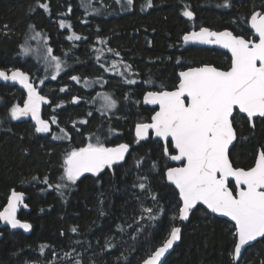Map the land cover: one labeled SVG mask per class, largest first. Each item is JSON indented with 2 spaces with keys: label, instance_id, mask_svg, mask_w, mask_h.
I'll use <instances>...</instances> for the list:
<instances>
[{
  "label": "trees",
  "instance_id": "obj_1",
  "mask_svg": "<svg viewBox=\"0 0 264 264\" xmlns=\"http://www.w3.org/2000/svg\"><path fill=\"white\" fill-rule=\"evenodd\" d=\"M41 2L49 4L50 14L37 7V0H0V68L28 72L34 86L43 80L38 90L51 103L42 105V118L50 120L53 114L58 118L50 133H35L28 120L12 121L10 108L23 106L27 94L13 84L0 85V209L12 190L22 191L28 196V210L20 211L18 219L32 225L29 232L1 230L0 264H141L161 246L171 226H177L172 217L179 202L174 188L164 181L171 165L162 155V144L151 137L135 142L134 126L149 122L153 114L143 107L142 95L161 85L173 90L178 72L188 66L208 64L227 70L228 54L183 48L182 36L207 27L251 37L247 21L254 10L264 11V0H229L230 7H223L225 0H151V7L148 0H133L131 5L127 0ZM186 7L194 13L193 20L182 15ZM60 20L70 23L71 29L60 28ZM35 32L62 61L56 80L42 65L20 58V48L33 42ZM73 33L82 39L68 40ZM101 39L105 53L96 59ZM112 58L131 65L136 84L110 73ZM72 75L81 77L80 82L72 81ZM65 86L68 91L61 93ZM105 94L117 101V108L102 115L98 98ZM73 96L81 98L79 104L71 103ZM61 103L62 108H55ZM81 119L89 123L81 125ZM247 127L241 125L239 130L235 123L238 137L229 153L233 166L244 169L253 166L257 151L264 148V120L253 130ZM61 128L71 140L52 138L62 136ZM96 136L108 147L128 143L129 156L97 178L81 177L61 189V196L55 185L68 183L60 180L64 154L95 143ZM45 177L52 187L43 183ZM140 183L145 189L139 188ZM233 227L197 207L182 225L179 245L163 264H233ZM243 253L236 264H264V238Z\"/></svg>",
  "mask_w": 264,
  "mask_h": 264
},
{
  "label": "snow or ice",
  "instance_id": "obj_2",
  "mask_svg": "<svg viewBox=\"0 0 264 264\" xmlns=\"http://www.w3.org/2000/svg\"><path fill=\"white\" fill-rule=\"evenodd\" d=\"M119 2L120 0H117V3ZM127 3L131 5L133 0H127ZM151 6V0H148L147 7ZM230 6L229 0H225L223 7ZM37 7L50 14L48 3L37 0ZM68 12H71V6ZM182 15L189 20L194 19V13L187 7ZM247 23L250 25L252 35L258 39L234 35L227 30L212 31L207 27H200L199 31L183 35L185 43L191 41L204 45H219L227 49L231 53L230 67L222 70L208 64L188 66L186 70L178 73V83L174 85L173 90H167L161 85L159 90L145 91L143 103L158 106V110L153 109L150 122H139L135 125L136 143L149 138L151 133L158 141L163 142L161 145L163 157L180 164L177 167L168 166L164 172L166 180L174 185L179 195L177 212L172 217L174 221L187 220L190 212L198 204H202L211 213L228 217L234 222L235 243L231 254L233 264L238 261L245 245L256 241L257 238H264V148L258 150L253 166L248 169L234 167L229 158L230 146L237 140L236 118L239 116L246 119L252 127L255 126L254 118H264V11L254 10ZM5 27L7 28V25ZM59 27L71 29L72 26L66 20H60ZM29 28L34 26L29 25ZM38 36L40 33L35 32L32 39ZM67 39L81 40L82 37L73 33ZM99 42L105 43L102 39ZM30 51L32 49L27 46L21 49L23 55ZM46 60L54 69L51 79L56 80L62 70V64L60 58L53 54L51 47L46 48ZM177 63L181 62L178 60ZM111 67L115 69L117 64L113 63ZM130 68L131 65H125L124 71L127 72ZM70 79L79 83L81 77L72 75ZM100 79L98 77L96 82ZM0 81L18 83L27 93L23 106L14 104L10 108L12 121L30 117L34 122L35 133H50V126L58 124L55 114L50 120L41 118V105L51 102L41 94L38 86L30 82L28 72L19 68L0 70ZM123 82L129 85L137 83L133 79H126ZM43 83L44 81L40 80V84ZM59 91L65 93L68 89L65 86ZM125 99L127 100L128 96H125ZM80 100V97L73 96L71 103L79 104ZM104 100L106 109L117 108L115 99L105 96ZM62 107V103L55 106ZM87 116H92V112H88ZM78 123L86 125L89 121L81 119ZM75 127L76 122L73 123V128ZM60 132L62 136L53 135L52 138L71 140L65 129L61 128ZM95 140V143L88 142L64 154L60 180L68 183L55 185L61 196H63L61 189L75 185L85 173L98 176L103 170L111 169L124 161L130 149L128 143L108 147L99 136H96ZM230 178L234 181V187H230ZM35 179L36 177H33V180ZM43 183L52 187L47 177ZM138 186L141 189L146 187L143 183ZM152 199L155 200L156 196L153 195ZM20 206L28 207L24 193L12 190L7 197V205L0 211V222H4L12 229H23L28 232L32 225L17 218ZM143 211L151 213L152 209L145 208ZM151 219L155 220L156 217L152 216ZM71 231L75 233L77 228H72ZM180 233L181 228L173 224L162 245L143 259L142 264H161V258L172 248L174 242L180 239ZM41 251L43 252V248ZM76 264L80 262L77 261Z\"/></svg>",
  "mask_w": 264,
  "mask_h": 264
},
{
  "label": "water",
  "instance_id": "obj_3",
  "mask_svg": "<svg viewBox=\"0 0 264 264\" xmlns=\"http://www.w3.org/2000/svg\"><path fill=\"white\" fill-rule=\"evenodd\" d=\"M258 11H260V10H258ZM250 16H251V14H250ZM249 18H250V17H249ZM248 27H249L250 31L252 32V30H251L249 24H248ZM210 30H212V29H210ZM192 31H199V29L191 30L190 32H192ZM222 31H225V30H222ZM227 31H229V30H227ZM187 33H189V32H186L185 34H187ZM185 34H184V35H185ZM182 37H183V36H182ZM251 38H253V39H258L257 37H254L253 35L251 36ZM181 43H182V47H183V48L196 47V48H205V49H215V50H218V51L224 52V53L228 54V56H229V58H230V63H231V53L228 52L227 49H223V48H221L219 45H204V44H200V43H197V42H191V41L188 42V43H185V42L183 41V39H181ZM229 66H230V65H229ZM0 70H2V69L0 68ZM185 70H186V69H185ZM225 70H226V69H225ZM178 73H179V72H178ZM9 74H10V73H9ZM177 77H178V75H177ZM177 80H178V79H177ZM10 83H12V84L15 85L16 87H19V88H21L22 90H24V89L22 88V86H20L18 83L11 82V81H9V82L0 81V85H7V84H10ZM24 91L26 92V90H24ZM142 105H143V107H148V108H150V109H152V110H153V109L158 110V106H155V105H146V104H144V103H143V96H142ZM41 107H42V105H41ZM41 118H42V113H41ZM42 119H43V118H42ZM149 119H150V118H149ZM256 119H261V118H259V117L254 118V120H256ZM20 120H28V121H31L32 124H34V122L31 120L30 117L21 118ZM149 122H150V121H149ZM132 132L134 133V137H135V126H134V131H132ZM149 137H151V139L154 140V141H158V139H157L156 137H154V135H152L151 133H150ZM147 139H148V138H147ZM147 139H145V140H147ZM145 140H142V141H145ZM158 142H160L161 144L163 143L162 141H158ZM235 143H236V141H234V142H233V145L230 146V151H231V149L233 148V146L235 145ZM110 147H114V146H110ZM257 152H258V151H257ZM129 153H130V149H129V152L126 153L125 160H126V158L129 156ZM125 160H124V161H125ZM124 161L120 162L119 164L123 163ZM169 163H170L171 167H177V166H180L179 162H175V161H170V160H169ZM116 165H117V164H116ZM105 170H107V169H105ZM105 170H103L100 174H98V176H93L91 173H85L84 176H90V177H93V178H97V177H99L100 175H102V174L105 172ZM84 176H82V177H84ZM164 181H166V183L169 184V182L166 180V177H165V180H164ZM230 181H231V178H230ZM231 183H233V185H234V181H231ZM169 185L172 186V187L174 188V190L176 191V193L178 194V191L175 189L174 185H171V184H169ZM18 192H22V191H18ZM23 193H24V192H23ZM24 197H25V203H26L27 200H28V199H27L28 196H27L25 193H24ZM178 199H179V195H178ZM6 200H7V199H6ZM26 204H27V203H26ZM6 205H7V202H6V204L0 209V211H2L3 208H4ZM197 207H202V208L205 209L210 215L215 216V217H217V218H219V219L227 220L228 222L231 223V225L234 226V222L231 221L230 218H228V217H224V216H222V215H220V214H217V213H211V212H210V211H209L204 205H202V204H198V205H197V206H196V207L190 212L189 217H188L187 220H184V221L177 220V226L181 228V233H182V225H185V224L188 223V221H189V219H190V217H191L192 212H193L194 210H196ZM27 210H28V207H27V208H24L23 206H20V207L18 208V210H17V218H18V215H19L20 211H27ZM0 228H1V229H8L10 232H18V231H23V232H25L23 229H12L10 226H7L4 222H0ZM233 228H234V227H233ZM29 231H30V230H29ZM29 231H28V232H29ZM181 233H180V239H179L178 241L174 242L172 248L169 249L168 252L165 253L164 257L161 258V264L164 263V261L169 257L170 254H172L174 248H175L177 245H179V242L181 241ZM2 237H3V234L0 232V240L2 239ZM262 239H263V238H257L256 241L249 242L248 245H245L244 248L242 249V254H241V256L239 257L238 261L242 258V255L244 254L243 252H245V250H246L247 248L251 247V246H252L253 244H255L257 241L259 242V241H261ZM238 261H237V262H238ZM237 262H236V263H237ZM141 264H142V263H141Z\"/></svg>",
  "mask_w": 264,
  "mask_h": 264
},
{
  "label": "rangeland",
  "instance_id": "obj_4",
  "mask_svg": "<svg viewBox=\"0 0 264 264\" xmlns=\"http://www.w3.org/2000/svg\"><path fill=\"white\" fill-rule=\"evenodd\" d=\"M30 33H31V31H30ZM30 33H29V35L32 34V33L31 34ZM31 40L33 42L29 44L30 38L28 39V44H29L28 47H30L32 49V51H30L27 55H23L20 52V58L22 60L32 59V61L38 63L39 65H42V67L45 68L52 75L53 72H54V69L51 66L48 65L47 60H46V48L48 47L46 41L44 40V38L42 36H38L35 39H32L31 38ZM22 48H20V49H22ZM97 52L98 53H96V56H97L96 59H100L101 57L104 56L103 54L105 53V51H104L103 47L101 46V43L100 42H99V45L97 47ZM113 63H116L117 64V67L115 69H112V67H111V65ZM61 64H62V61H61ZM124 66L125 65L119 63V61L117 59H115V58L113 59L112 58V62L110 64V70L109 71H110L111 74L122 76L125 80L126 79L136 80V78H135L136 75H135L134 71L131 70V68H130L129 71L125 72L124 71ZM121 73L123 75H121ZM31 81H33V80H31V78H30V82ZM40 85H42V84H40V81H38V83L36 82V85L35 86H38V89H39L40 88ZM105 96H107V95L106 94L104 96L101 95L98 98V100H99V107H100L99 109H101L102 112L110 113L114 109H111V110L106 109L105 100H104V97Z\"/></svg>",
  "mask_w": 264,
  "mask_h": 264
},
{
  "label": "flooded vegetation",
  "instance_id": "obj_5",
  "mask_svg": "<svg viewBox=\"0 0 264 264\" xmlns=\"http://www.w3.org/2000/svg\"><path fill=\"white\" fill-rule=\"evenodd\" d=\"M230 67V66H229ZM11 84V83H10ZM264 120V118H261V119H256V120H254V125L256 124V123H259L260 121H263ZM235 123L237 124V126L239 127L238 129L239 130H242L243 128H241V125H245V124H247V128H249V129H254L255 127H252L250 124H249V122L246 120V119H241L239 116L236 118V121H235ZM240 123H242L241 125H240ZM240 125V126H239ZM237 132V131H236ZM238 137V136H237ZM20 214V213H19ZM19 216V215H18ZM1 230H4V229H1L0 228V232L2 233V231ZM8 230V229H7ZM3 234V233H2Z\"/></svg>",
  "mask_w": 264,
  "mask_h": 264
},
{
  "label": "bare ground",
  "instance_id": "obj_6",
  "mask_svg": "<svg viewBox=\"0 0 264 264\" xmlns=\"http://www.w3.org/2000/svg\"><path fill=\"white\" fill-rule=\"evenodd\" d=\"M252 33V32H251ZM252 36V35H251ZM12 84V83H11ZM14 86V85H13ZM21 89V88H20ZM22 90V89H21ZM24 91V90H23ZM25 92V91H24ZM26 93V92H25ZM27 94V93H26ZM143 96V95H142ZM141 101H142V98H141ZM42 109V107H41ZM42 113V112H41ZM31 122V121H30ZM161 144V143H160ZM255 162V161H254ZM253 165V164H252ZM197 209V208H196ZM212 216V215H211ZM217 218V217H216ZM227 221V220H226ZM162 245V244H161Z\"/></svg>",
  "mask_w": 264,
  "mask_h": 264
}]
</instances>
